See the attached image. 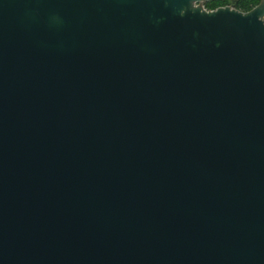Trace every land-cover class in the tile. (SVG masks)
<instances>
[{
  "label": "water",
  "instance_id": "water-1",
  "mask_svg": "<svg viewBox=\"0 0 264 264\" xmlns=\"http://www.w3.org/2000/svg\"><path fill=\"white\" fill-rule=\"evenodd\" d=\"M0 0V264H264V0Z\"/></svg>",
  "mask_w": 264,
  "mask_h": 264
},
{
  "label": "trees",
  "instance_id": "trees-1",
  "mask_svg": "<svg viewBox=\"0 0 264 264\" xmlns=\"http://www.w3.org/2000/svg\"><path fill=\"white\" fill-rule=\"evenodd\" d=\"M230 0H216L214 2H210V6L207 7L208 10H215L218 7H226L230 6ZM236 2L234 8L241 12H249L254 9L261 0H234Z\"/></svg>",
  "mask_w": 264,
  "mask_h": 264
},
{
  "label": "flooded vegetation",
  "instance_id": "flooded-vegetation-1",
  "mask_svg": "<svg viewBox=\"0 0 264 264\" xmlns=\"http://www.w3.org/2000/svg\"><path fill=\"white\" fill-rule=\"evenodd\" d=\"M213 2H214V1H213ZM260 3H261V1H260ZM260 3H259V4H260ZM259 4H258V5H259ZM210 5H211L210 2L205 3V4H204V8L207 9V7H209ZM258 5H257V6H258ZM218 8H220V7H218ZM218 8H217V9H218ZM207 10H208V9H207Z\"/></svg>",
  "mask_w": 264,
  "mask_h": 264
},
{
  "label": "rangeland",
  "instance_id": "rangeland-1",
  "mask_svg": "<svg viewBox=\"0 0 264 264\" xmlns=\"http://www.w3.org/2000/svg\"><path fill=\"white\" fill-rule=\"evenodd\" d=\"M229 3H230V7L234 8L236 2L234 0H230Z\"/></svg>",
  "mask_w": 264,
  "mask_h": 264
}]
</instances>
